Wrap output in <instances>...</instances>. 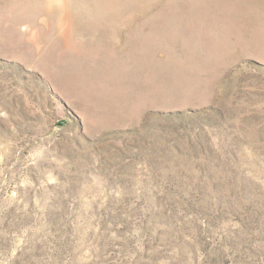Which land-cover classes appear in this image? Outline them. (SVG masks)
<instances>
[{"label": "rangeland", "instance_id": "obj_1", "mask_svg": "<svg viewBox=\"0 0 264 264\" xmlns=\"http://www.w3.org/2000/svg\"><path fill=\"white\" fill-rule=\"evenodd\" d=\"M0 264H264V0H0Z\"/></svg>", "mask_w": 264, "mask_h": 264}]
</instances>
